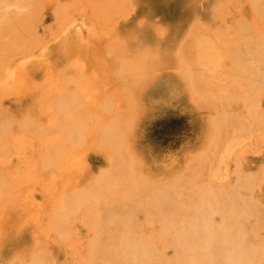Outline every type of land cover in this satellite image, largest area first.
<instances>
[{
	"label": "bare ground",
	"instance_id": "6f19581e",
	"mask_svg": "<svg viewBox=\"0 0 264 264\" xmlns=\"http://www.w3.org/2000/svg\"><path fill=\"white\" fill-rule=\"evenodd\" d=\"M130 5L0 0V238L18 236L36 214L52 244L39 240L23 264H54V248L69 250L63 264H258L263 214L241 193L253 177L234 171L243 180L224 187L221 173L239 168L230 156L243 137L264 136V0H215L207 22L185 14L189 28L172 53L161 52L164 38L144 43L136 24L117 29ZM46 16L54 31L40 27ZM167 64L201 136L169 176L134 141L139 91ZM159 151L150 163L167 157ZM89 157L100 159L95 170Z\"/></svg>",
	"mask_w": 264,
	"mask_h": 264
},
{
	"label": "rangeland",
	"instance_id": "374dc122",
	"mask_svg": "<svg viewBox=\"0 0 264 264\" xmlns=\"http://www.w3.org/2000/svg\"><path fill=\"white\" fill-rule=\"evenodd\" d=\"M213 2H215V0H135L134 6L130 5L127 8H122L124 11V17L119 18L116 27L121 31L128 32L133 28L131 25L136 24V26L143 28V30L146 32L147 40L144 43H151L148 46H152L154 44L156 45V42L160 41H158L159 37L161 39L164 38V40H161L160 42V47H162L161 52L172 53L176 50L178 44L185 36L189 28V25L185 23V21H182L183 16L187 14L185 18L196 17L204 22H207L211 15L210 9ZM10 10L22 11L19 8H11ZM156 25H160V28L158 27L159 29L154 30ZM51 26L52 21L49 17L46 16L45 18H42L40 27L43 30L47 29V31H54L49 30ZM160 29L163 32H161ZM47 31L42 33L50 35V33ZM51 37L52 36H50V38ZM58 38H61V36L59 35ZM51 40L53 44H56L59 41H54L52 38ZM156 79L153 80L152 83L148 84L145 88H141L139 91L141 93V116L136 134L134 135V141L136 148L140 152L139 154L145 158L148 165H153L154 170L159 169L155 172L165 170L166 174L169 176L175 172H178L183 162H187L190 158L197 154L196 148H198L197 145L201 141V136L198 133L200 125L197 122L199 117L193 108L185 104V100L182 95L176 91L178 84L180 85L179 76L176 69H174L171 64H167L158 79ZM260 137L261 136H258L257 138L250 137L251 139L249 137L248 139L247 137H243L242 140L244 141H242L241 147H236L234 150L235 152L233 151L231 156L229 154L231 158L232 156H237L235 158L238 159L236 160L238 161L237 166H239V168L236 169V165L232 169L227 168L226 170L224 168L221 173L225 174L224 170L226 171L225 179H221L224 187L226 185L231 186L232 184H237L236 181L239 179L238 177L241 176L244 179V176L247 173L248 174L246 177L249 176V179L253 177V187L251 190L249 192H243L244 190H241V193L246 194L247 200H245L251 204L252 208L256 209L257 214H263L259 216L256 215L257 220L261 219L259 220L261 224L255 223L253 234L256 236L252 234L253 237H255V239L253 238L254 242L252 241V244L255 243V246L257 247L258 245L262 247L264 242V218L262 219V217H264V179H261L264 175V168H262L264 167V136L262 138ZM244 148L247 150H243ZM159 150L166 153L168 158L161 157L150 163L149 160L151 157L160 152ZM244 153L245 156L243 155ZM241 155L242 158H240ZM241 159L242 163H239V160ZM88 165L95 170V168L99 167L100 165V159L89 157ZM239 170L243 171V175L241 173L240 176L237 175ZM234 171H236V173L238 172L236 174L238 177L235 175V173L232 176H229V173L232 174ZM250 172H252V176ZM258 173H260V175ZM257 174L259 176L258 178ZM227 175L228 177L226 178ZM242 178H240L239 181ZM256 179L258 180L255 181ZM260 180L263 181L261 182ZM252 192H254V195ZM250 196H253V198ZM35 198L37 203L40 204L41 199L38 194H36ZM257 202H259V204ZM39 204H37V206ZM28 205L30 204L28 203ZM28 205H25L23 209L30 208ZM20 216L21 214H18V216H16L15 213L12 214L10 224L15 222ZM32 216L31 222L28 221L27 224H23L24 230H21L18 236L14 231H12L5 236L8 239L0 238V264H23L29 259L30 255L32 256V253L34 252L33 247L36 245V243H38L39 240L40 242L38 244L40 245L48 241L50 244H52V240L50 241L51 238H47L48 235H44V219L41 216L39 217V215L36 216V214H33ZM254 221L255 219H251V223H254ZM38 223L39 225H37ZM259 226L262 228L260 229ZM8 227L10 228V226ZM34 236L35 238H33ZM25 245H27V249H25L26 247L24 248ZM257 247L254 248L258 249ZM17 249L19 251H17ZM261 250L263 251L264 248L259 249V252L263 256L259 255L260 263L258 264H264V259L261 260V257H264V252H261ZM51 252L57 254L54 264H63L65 255L69 254L68 249L63 250L60 254L57 253L56 248H54ZM58 258L60 260H58Z\"/></svg>",
	"mask_w": 264,
	"mask_h": 264
}]
</instances>
